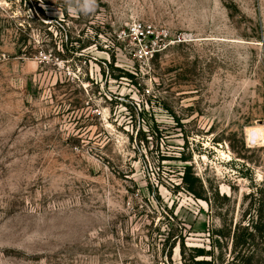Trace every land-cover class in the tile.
<instances>
[{
  "label": "rangeland",
  "instance_id": "1",
  "mask_svg": "<svg viewBox=\"0 0 264 264\" xmlns=\"http://www.w3.org/2000/svg\"><path fill=\"white\" fill-rule=\"evenodd\" d=\"M261 215L264 0H0V264H225Z\"/></svg>",
  "mask_w": 264,
  "mask_h": 264
},
{
  "label": "trees",
  "instance_id": "2",
  "mask_svg": "<svg viewBox=\"0 0 264 264\" xmlns=\"http://www.w3.org/2000/svg\"><path fill=\"white\" fill-rule=\"evenodd\" d=\"M126 75L130 78L133 77L131 74ZM183 181L188 184V178L186 176L183 178ZM263 218L264 215H261L258 221L252 222V225L249 224L244 228L236 227L233 234L234 256L231 255V259L225 264H264V242L260 245H256L255 243V239L257 238L256 236L264 237ZM251 227L254 231H250ZM192 251L194 252V255H192V260L199 257H211L210 261H212L214 258L212 251H206L201 248H194ZM180 254L186 264V247L183 243L181 244ZM196 263L209 264L208 261H201Z\"/></svg>",
  "mask_w": 264,
  "mask_h": 264
},
{
  "label": "built area",
  "instance_id": "3",
  "mask_svg": "<svg viewBox=\"0 0 264 264\" xmlns=\"http://www.w3.org/2000/svg\"><path fill=\"white\" fill-rule=\"evenodd\" d=\"M132 34L138 41V58L141 61L153 59L155 54L159 52V44L153 40L154 30L152 26L137 24L131 29ZM151 39V40H150ZM148 41V44L145 43ZM163 40H160V42Z\"/></svg>",
  "mask_w": 264,
  "mask_h": 264
}]
</instances>
